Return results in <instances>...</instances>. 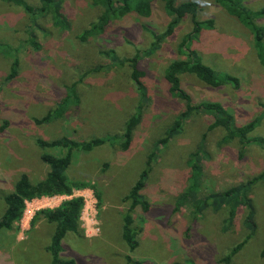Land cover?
<instances>
[{"label":"rangeland","instance_id":"1","mask_svg":"<svg viewBox=\"0 0 264 264\" xmlns=\"http://www.w3.org/2000/svg\"><path fill=\"white\" fill-rule=\"evenodd\" d=\"M24 1L32 6L39 3ZM192 1L199 7L196 19H211L212 26L202 27L190 48L218 77L229 75L235 81L213 87L191 73H182L178 75L180 88L189 94L191 105L216 102L234 123L249 122L264 111V37L256 45L248 28L213 0ZM239 2L250 11L264 6V0ZM101 10L90 0H60L59 12L66 23L59 27L50 15L35 18L0 0V215L3 195L21 174L37 181L48 170L39 158L43 150L37 138L65 136L79 141L120 133L138 102L125 61L136 54L146 90L129 149L121 151L104 143L76 152L64 173L68 181L87 186L65 197L29 200L26 214L9 229H0V264H49L45 246L53 224L35 213L78 195L94 200L93 221L98 229H85L83 218L80 233L68 232L62 238L58 257L72 264H124L126 256L139 264H223L222 257L243 239L227 264H264V149L253 142L241 147L235 138L221 141L223 129L205 131L210 115L197 110L189 112L170 139L157 144L185 107L183 100L170 94L163 70L172 59L184 58L177 44L191 28L189 17L183 16L169 35L154 40L169 18L162 1L152 0L148 16L128 12L111 19L101 34L80 40V32ZM255 22L264 26V17ZM32 30L34 44L28 38ZM106 50L112 51L105 55ZM12 67L15 74L6 79ZM73 82L78 102L58 118L35 123L34 119L55 107ZM248 136L264 140V113ZM199 142L204 147L199 152L197 185L179 203L187 185L193 183L188 182L186 161ZM149 153L153 159L142 188L147 209L138 206L131 213L132 225L139 231L130 250L121 239V214L128 207L122 197ZM257 175L261 177L254 183L219 199L223 191Z\"/></svg>","mask_w":264,"mask_h":264},{"label":"trees","instance_id":"2","mask_svg":"<svg viewBox=\"0 0 264 264\" xmlns=\"http://www.w3.org/2000/svg\"><path fill=\"white\" fill-rule=\"evenodd\" d=\"M1 1L19 6L24 12L34 16L35 18L50 15L52 19L51 21L55 26L63 27L66 23L64 16L59 12L60 0H39V3L34 6L27 4L24 0ZM161 1L163 9L169 20L165 30L162 34L154 36V40H158L163 36L169 35L175 24L183 16L189 17L191 28L180 38V41L177 44V51L178 53H182L184 58L172 59L165 65L163 70V78L168 84L170 94L183 100L185 107L174 117L172 125L166 130L164 137L157 140V144H163L170 139L179 130L189 112L191 110H197L210 115L205 131H210L215 127H221L223 129V136L222 139H220L221 141L235 138L238 140L241 147L247 143L253 142L255 144L257 143L264 149V140L262 138H250L248 136V133L255 127L264 111L251 121L238 125L234 123L231 114L228 113L219 103L201 102L195 105L190 104L191 98L189 94L180 88L178 78L179 74L191 73L201 82L213 87L219 86L226 81H235V79L229 75L218 77L213 69L203 64L197 57V54L190 48V42L192 38L196 36L197 32L202 27L212 26L211 19H206L204 21H198L196 19V13L199 9L197 3L192 0H184L180 2H177V0ZM213 1L221 6L226 13L234 16L244 26H246L253 35L254 43L256 45L260 44V40L264 37V26L258 25L255 22V19L264 17V6L258 10L250 11L242 7L239 0ZM90 2L93 5L100 6L102 10L97 18L78 35V38L83 41L90 36L101 34L111 19L121 17L123 14L128 12H134L143 17L148 16L150 14L152 0H90ZM28 38L30 43L34 44L33 30L29 31ZM111 51L112 50H106L104 54L107 55L111 53ZM260 56L262 57L263 54ZM125 61L130 67L129 78L132 80L138 94V102L135 106L134 112L124 120L120 133L118 135H107L103 137L94 136L79 141L65 136L52 140L37 138L36 143L43 150L39 155V158L47 165L48 170L45 173V176L37 181L29 180L25 174H21L14 181L12 189L5 193L2 197L4 210L0 215V229H9L12 224L20 218L25 200L39 196H68L71 195L73 189L87 186L85 182L68 181L64 173L76 152H85L104 143L114 145L121 151H127L129 149L133 129L140 121L142 104L146 101V90L144 84L140 80L142 72L136 67L138 61L137 54L127 58ZM16 62L17 61L14 60L13 66L16 65ZM122 62L123 61L120 63ZM14 74L15 69L12 67L9 74L6 76V79L14 76ZM73 86H75V82L70 84L68 88L66 86L65 95L59 100L55 107L48 110L42 117L34 119V122L39 124L58 118L69 108L70 104H76L78 102V98L74 94ZM69 93H72V98ZM203 147V142H199L197 148L188 155L186 161L187 167L190 168L188 182L189 180H192L193 183L187 185L184 194H181L179 197V203L185 200L186 195L190 196L197 185L196 178L199 177V171L201 169L200 160L202 155L201 154L199 156V152L203 153ZM53 148L60 150V152L57 154L48 152V150ZM238 154H240V152H238ZM152 159L153 153H149L145 159L144 166L140 170L133 185L122 197V201L128 202V207L125 212L121 214V220L123 222L121 226V239L125 242V244H127L130 250H132L136 245L134 236L139 231L138 227L132 225L131 213L137 209L138 206L142 211L147 209V205L144 204L143 201L142 188L144 186L146 176L150 171ZM260 177L261 175L254 176L248 179L245 183L239 184L237 187L228 188L223 191L222 195L220 193L219 199L221 200L222 196H227L232 192L240 191V188H244L245 186L254 183ZM82 204V197L70 196L63 199L53 208H42L35 213V217L40 215L47 222L53 224L49 243L45 247L46 251L50 255V264H72L71 260L59 259L58 253L61 251L60 242L66 233H80L79 214ZM244 241L245 239L233 245L229 253L222 257L221 261H224L223 264L228 263L230 256L239 250ZM128 263L139 264V261L131 260L129 256H126V262L124 264Z\"/></svg>","mask_w":264,"mask_h":264},{"label":"built area","instance_id":"3","mask_svg":"<svg viewBox=\"0 0 264 264\" xmlns=\"http://www.w3.org/2000/svg\"><path fill=\"white\" fill-rule=\"evenodd\" d=\"M78 196L82 197V201H83V204H82L81 209H80L79 220L83 219V218L86 219L87 224L85 225V223H83L85 229H90L92 232H96L98 228L96 226V222L93 221L94 209H93L92 204H93L94 200L91 198L90 195H87V196L78 195ZM58 197H65V196L64 195H52V196H49V199H56ZM29 200H31V199H29ZM29 200L24 201V206H23L20 218H22L26 214L27 210L25 211V206Z\"/></svg>","mask_w":264,"mask_h":264},{"label":"crops","instance_id":"4","mask_svg":"<svg viewBox=\"0 0 264 264\" xmlns=\"http://www.w3.org/2000/svg\"><path fill=\"white\" fill-rule=\"evenodd\" d=\"M46 247V246H45ZM45 251H46V249H45ZM47 252V251H46ZM48 253V252H47ZM50 264V263H49Z\"/></svg>","mask_w":264,"mask_h":264}]
</instances>
